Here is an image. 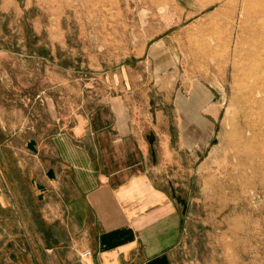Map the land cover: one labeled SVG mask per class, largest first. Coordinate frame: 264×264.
Returning a JSON list of instances; mask_svg holds the SVG:
<instances>
[{
	"label": "rangeland",
	"instance_id": "374dc122",
	"mask_svg": "<svg viewBox=\"0 0 264 264\" xmlns=\"http://www.w3.org/2000/svg\"><path fill=\"white\" fill-rule=\"evenodd\" d=\"M216 6L0 0V121L61 131L74 113L129 95L149 122L166 131L170 124L173 153L163 162L184 217L175 263L264 264V177L258 168L264 164V64L249 59L241 45L243 57L235 58L245 69L238 75L234 47L201 35L220 18ZM216 34L225 38L229 29L220 25ZM196 91L202 102L213 100L215 117L202 116L197 149L178 151V102L189 97L182 119L192 139ZM153 149L156 157L157 143Z\"/></svg>",
	"mask_w": 264,
	"mask_h": 264
},
{
	"label": "crops",
	"instance_id": "0c3cea01",
	"mask_svg": "<svg viewBox=\"0 0 264 264\" xmlns=\"http://www.w3.org/2000/svg\"><path fill=\"white\" fill-rule=\"evenodd\" d=\"M128 96L74 113L61 131L0 121V264H177L184 217L164 163L170 124L155 126ZM187 98L178 151L197 149L202 116L216 112L211 98L192 99L188 139Z\"/></svg>",
	"mask_w": 264,
	"mask_h": 264
},
{
	"label": "bare ground",
	"instance_id": "6f19581e",
	"mask_svg": "<svg viewBox=\"0 0 264 264\" xmlns=\"http://www.w3.org/2000/svg\"><path fill=\"white\" fill-rule=\"evenodd\" d=\"M194 1L201 8L206 7L213 3H217V6L213 9V14L220 15V18L218 19V21L217 20L215 22L213 21L211 27L206 28L205 30L203 29L201 35L205 37V39L209 38L208 39L209 41L211 40L212 41L215 40L216 42L223 41L226 46L234 47L232 51V62H233V70L236 72V74L238 75L240 73L243 74L245 69V68L242 69V67H240V64L238 63V60L240 58L238 59L235 58L236 56L243 57L242 53H240L237 50V48L241 45H246L247 49L245 50L244 53L247 55L249 54L248 56L249 59L251 58L252 61H256V62L259 61L261 62V64L262 63L264 64V56H263L264 55V0H194ZM220 25H223L227 29H229V34L225 38H220L216 34ZM233 32H237L236 36L232 34ZM260 72H262V70ZM259 76L261 75L259 74ZM244 87L245 86H243V88ZM262 89L263 88L261 86H257V89H255L254 91L256 93H260ZM248 91L250 93V91L252 90H248ZM198 95L199 93L197 91L194 92L193 100L194 99L197 100ZM198 99L202 100L201 95H199ZM248 101L250 102V100ZM247 108L248 107H245V110H247ZM261 134L264 139V123L262 124L261 127ZM259 155L262 158V161H264V150H262ZM258 168L261 169L264 177V164H261L260 166H258Z\"/></svg>",
	"mask_w": 264,
	"mask_h": 264
},
{
	"label": "built area",
	"instance_id": "2783aa9c",
	"mask_svg": "<svg viewBox=\"0 0 264 264\" xmlns=\"http://www.w3.org/2000/svg\"><path fill=\"white\" fill-rule=\"evenodd\" d=\"M82 256H90L91 255V252L90 250H85L81 253Z\"/></svg>",
	"mask_w": 264,
	"mask_h": 264
}]
</instances>
